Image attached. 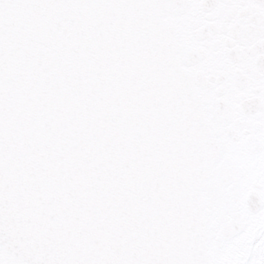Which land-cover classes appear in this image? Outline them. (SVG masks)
<instances>
[{"label":"snow or ice","instance_id":"snow-or-ice-1","mask_svg":"<svg viewBox=\"0 0 264 264\" xmlns=\"http://www.w3.org/2000/svg\"><path fill=\"white\" fill-rule=\"evenodd\" d=\"M0 264H264V0H0Z\"/></svg>","mask_w":264,"mask_h":264}]
</instances>
